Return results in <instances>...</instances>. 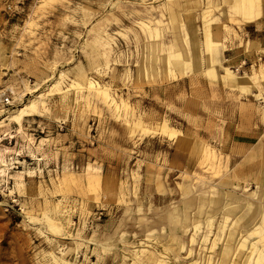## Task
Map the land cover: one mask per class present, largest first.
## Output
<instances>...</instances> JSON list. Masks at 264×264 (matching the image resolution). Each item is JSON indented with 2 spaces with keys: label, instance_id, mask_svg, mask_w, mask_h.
Here are the masks:
<instances>
[{
  "label": "rangeland",
  "instance_id": "374dc122",
  "mask_svg": "<svg viewBox=\"0 0 264 264\" xmlns=\"http://www.w3.org/2000/svg\"><path fill=\"white\" fill-rule=\"evenodd\" d=\"M161 1L0 0V264H61L54 257L60 255L56 245L67 251L64 259L77 264H132L133 242L145 234L146 250L155 253L170 236L183 243L177 260L170 250L163 255L169 264H207L210 243L202 241L207 229L201 222L189 241L193 219L183 225V196L193 218L199 197L215 185V222L222 203L242 196L240 188H256L264 167V102L192 71L150 70V61L141 60L148 40L138 34V20L160 18L151 7ZM179 1L174 7L180 18L187 20L188 13L200 25V6ZM222 20L236 30L216 32L226 45L223 63L258 74L264 69V20L241 29L225 15ZM162 32L160 40L168 41V24ZM196 36L203 38L201 30ZM90 39L108 47L107 66L97 64L102 47L90 45ZM249 39L254 43L245 44ZM141 61L145 75L136 74ZM58 69L67 79L94 78L108 97L85 87L68 90L65 83L63 90L48 91ZM40 92L45 109L25 117L21 127L6 117ZM138 119L143 126L133 127ZM164 120L190 136V143L162 132ZM201 145L213 151L215 173L209 161L199 162ZM204 203L203 210L212 207ZM44 215L60 226L58 233L46 227Z\"/></svg>",
  "mask_w": 264,
  "mask_h": 264
},
{
  "label": "bare ground",
  "instance_id": "6f19581e",
  "mask_svg": "<svg viewBox=\"0 0 264 264\" xmlns=\"http://www.w3.org/2000/svg\"><path fill=\"white\" fill-rule=\"evenodd\" d=\"M176 3L180 4V1L163 0L158 2L151 8L158 9L160 18L149 17L138 20L137 32L138 34L140 32L144 33L146 40H148L143 46L147 49L148 53H146V55L141 53V60L150 61V66L148 65L150 70L158 71L164 68L166 72H177L179 74L185 71H192L213 82L218 81L231 88H237L241 92L250 94L254 96L255 99L264 102V95H262L264 87L260 84L259 78V74L264 78V69H261L257 74L255 71L250 73L246 71L238 72L231 69L228 65H225L223 63L222 52L226 49V45L223 39L216 35V32L220 31L222 28L234 32L236 31L233 28L230 29L222 20L223 15H225L228 20H234L240 29L245 24L258 23L264 18V0H184L185 4L192 3L200 6V25L193 23L191 21V15L188 13L186 14L187 20H182L174 7ZM222 4L226 6L225 9ZM163 15L166 17L165 20L161 18ZM194 18L195 16L193 19ZM162 24H168L171 29V38L168 41L160 40V37H163ZM197 30H201L202 32L203 38L201 40H198L196 36ZM88 42L90 45L92 43L95 48L102 47L100 50L101 52L98 53V55L102 57V60L97 62V64L103 63L104 66H107L109 56L108 47L101 46L95 39H90ZM252 42L254 43V41L249 39L245 44ZM241 63H244V60H242ZM145 71L146 64L141 61L136 67V74L145 75ZM81 80L82 82L74 79H67L64 70L58 69L57 76L51 80L47 90H63L62 84L65 83L64 87L68 90L73 88L76 91H81L85 87L101 92L104 99L108 97L106 87L98 84L94 78L84 75L81 77ZM24 89L30 92V87L25 86ZM65 93L66 92H63L62 96L65 95ZM43 95L44 92H40L38 95L32 96L20 106L9 111L6 117L16 122L18 126L21 127L22 120L25 117L40 113V108L45 109ZM17 97H21V95ZM79 97L83 98V94L79 93ZM110 101L113 102L112 99H110ZM260 115L261 121L264 123V105L260 107ZM141 125V120L138 119L137 121H133V127ZM160 127L162 132L170 136H175L178 143L183 145H188L190 143V136L183 133L180 134L171 127H168L165 120ZM198 151V153H200L199 162L201 163L205 160L209 161L210 169H212V173H215V168L218 166V163L214 159L213 151L209 147L203 145L200 146ZM6 169L7 165L3 163L1 170L5 171ZM255 181V189L248 192L242 187L240 188L242 189L241 197L238 199L236 198V200L234 197L233 199L229 198L232 200H227L225 203H222L221 218L215 222L213 220L217 207H215V205L219 201V197L215 193V189H217L215 185L211 184L208 186L207 191H209V194L207 197L204 193L199 197L198 205L193 207V218L189 216V211L187 210L191 207L188 197L183 196L182 205H184V210L180 213L183 225H187L189 221L193 219L189 241L193 242L195 240L201 222L207 229V232L202 235V241L208 240L210 243L207 264L210 263L211 259L216 261L215 264H264V167L259 170L258 175L255 177ZM158 184H160V182H158ZM206 200L212 204V207L203 210V205ZM238 207H240V214L235 216V219H228L229 212ZM201 212L204 214L202 219L199 218ZM255 216H258L257 220L251 223V219ZM28 217L30 218V216ZM43 219L46 227L50 231L54 233L59 232L60 226L53 223L47 215H44ZM240 222L244 227L237 229L236 226ZM187 228L188 227H186V229ZM145 235L144 238L140 237L139 240L133 242L137 248L133 250L134 260L132 264H169L163 255L168 254L170 250L173 258L177 260L179 255L177 256L176 251L184 248L183 243L179 239L170 236L167 240L169 243L163 246L160 252H151L148 249L146 250L144 245V240L147 238L148 234ZM142 239L144 242H142ZM55 248L60 255L54 256L53 252L51 254L56 260L58 259L61 264H77L74 261L70 262L64 259L63 256L67 251H62V248L57 245ZM104 249H107V247H104ZM190 252L191 249H186V253L189 254Z\"/></svg>",
  "mask_w": 264,
  "mask_h": 264
},
{
  "label": "crops",
  "instance_id": "0c3cea01",
  "mask_svg": "<svg viewBox=\"0 0 264 264\" xmlns=\"http://www.w3.org/2000/svg\"><path fill=\"white\" fill-rule=\"evenodd\" d=\"M262 20H264V18H262V19L258 22L259 25L262 23ZM255 25H256V24H255ZM255 37H256V39L259 40V42H261V41H260V38H259L258 36H255ZM261 40L264 41V37H261ZM261 43H262V42H261ZM225 50H226V49L223 50L222 55H223L224 61H227L228 59H227L226 56H225Z\"/></svg>",
  "mask_w": 264,
  "mask_h": 264
},
{
  "label": "built area",
  "instance_id": "2783aa9c",
  "mask_svg": "<svg viewBox=\"0 0 264 264\" xmlns=\"http://www.w3.org/2000/svg\"><path fill=\"white\" fill-rule=\"evenodd\" d=\"M245 63V62H244ZM243 64V63H242Z\"/></svg>",
  "mask_w": 264,
  "mask_h": 264
}]
</instances>
